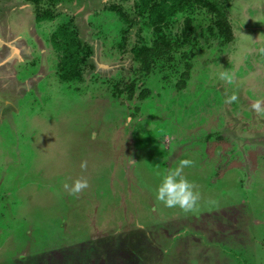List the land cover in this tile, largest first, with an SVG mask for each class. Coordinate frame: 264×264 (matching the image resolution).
Here are the masks:
<instances>
[{
  "label": "rangeland",
  "instance_id": "374dc122",
  "mask_svg": "<svg viewBox=\"0 0 264 264\" xmlns=\"http://www.w3.org/2000/svg\"><path fill=\"white\" fill-rule=\"evenodd\" d=\"M210 1L231 40L209 37L213 13L193 3L162 29L189 16L195 42L145 75L130 49L152 27L135 0H0V264H264V115L251 108L264 106V0ZM59 25L79 80L59 79ZM177 167L198 194L187 210L156 199Z\"/></svg>",
  "mask_w": 264,
  "mask_h": 264
},
{
  "label": "trees",
  "instance_id": "16d2710c",
  "mask_svg": "<svg viewBox=\"0 0 264 264\" xmlns=\"http://www.w3.org/2000/svg\"><path fill=\"white\" fill-rule=\"evenodd\" d=\"M35 2L37 0H27ZM53 1V0H46ZM193 3H198L202 8L211 12L214 16L213 24L207 23L205 25L206 34L210 37L217 38L219 43H222L227 37L228 41L231 40L232 34L229 25L219 9L210 0H135V6L138 11L147 12L148 23L152 27V37L149 43L134 44L130 51L132 59L138 63V69L143 74H149L153 66L159 64L160 61L169 62L173 60V51L181 43L187 41L195 42L193 35L191 36L192 24L190 17L186 16L183 21L182 29L174 35H169L162 29L163 23L177 12L183 11L187 6ZM37 16V14H35ZM51 40H55V48L61 51L60 58L57 61V72L59 79L62 81L79 80L80 73L77 68L78 52L76 46L71 40V31L65 29L63 26H57L50 34ZM60 39L62 41H60ZM59 40V41H57ZM184 59L187 53L181 55ZM190 64L186 60L183 62V69L180 72L176 86L183 87L184 80L188 77ZM134 83L130 81L124 90L127 92V97L133 96ZM148 93L146 88L140 89L138 92L139 99H143ZM264 247V244H263Z\"/></svg>",
  "mask_w": 264,
  "mask_h": 264
},
{
  "label": "clouds",
  "instance_id": "9594fccd",
  "mask_svg": "<svg viewBox=\"0 0 264 264\" xmlns=\"http://www.w3.org/2000/svg\"><path fill=\"white\" fill-rule=\"evenodd\" d=\"M221 77L227 78V74L221 73ZM228 100L235 101L236 95L232 94L228 97ZM251 108L258 114L264 115V106H262L260 100L254 101L251 104ZM180 164L181 166H187L191 164V161L185 159L180 161ZM81 167H84L83 162ZM86 186V181L76 180L73 182L72 190L79 191ZM197 195L193 192L191 183L180 175L179 167L166 174L156 189V199L162 201L165 206H178L185 210L190 209L194 205Z\"/></svg>",
  "mask_w": 264,
  "mask_h": 264
},
{
  "label": "flooded vegetation",
  "instance_id": "af4514ba",
  "mask_svg": "<svg viewBox=\"0 0 264 264\" xmlns=\"http://www.w3.org/2000/svg\"><path fill=\"white\" fill-rule=\"evenodd\" d=\"M250 116H253V115L250 114ZM252 120H253V119H251L250 122H252ZM256 121H257V120H256ZM234 122H237L239 125H241L243 121H242V119H235ZM258 122H259V121H258Z\"/></svg>",
  "mask_w": 264,
  "mask_h": 264
}]
</instances>
